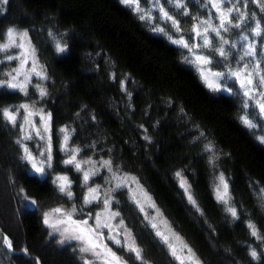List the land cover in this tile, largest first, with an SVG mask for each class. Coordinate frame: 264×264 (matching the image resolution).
<instances>
[{
    "label": "trees",
    "instance_id": "1",
    "mask_svg": "<svg viewBox=\"0 0 264 264\" xmlns=\"http://www.w3.org/2000/svg\"><path fill=\"white\" fill-rule=\"evenodd\" d=\"M161 1L185 30L196 22L192 17L205 15L206 0H181L186 9ZM260 3L238 5L249 19L229 32L235 41L255 21L264 27ZM185 10L190 15H179ZM12 26L30 33L47 70L42 103L52 117L55 159L43 177L32 172L17 143L20 122L13 126L0 116V264H85L73 246L51 238L43 222L47 210L68 203L53 183L54 172L69 175L78 201L84 192L79 172L63 163L64 125L72 127V142L85 153L110 158L136 175L203 264H264V239L248 228L254 224L264 237V143L240 120L237 88L232 93L208 88L185 62L186 49L156 33L121 0H8L0 3V34ZM57 41L66 45L63 52ZM213 58L215 65L219 58ZM23 100L20 91L0 86V108L15 109ZM209 142L214 164L204 150ZM177 172L190 184L196 205ZM220 173L236 218L216 199ZM115 207L147 264H180L127 190L117 192ZM118 252L128 264H142L134 253Z\"/></svg>",
    "mask_w": 264,
    "mask_h": 264
},
{
    "label": "snow or ice",
    "instance_id": "2",
    "mask_svg": "<svg viewBox=\"0 0 264 264\" xmlns=\"http://www.w3.org/2000/svg\"><path fill=\"white\" fill-rule=\"evenodd\" d=\"M7 2L8 0H0V3L6 4ZM121 2L133 7L134 11L142 13L139 15V19L141 20L153 19L151 11L152 8H156L160 14L159 19L168 22L170 30H174L176 33L185 31V29L181 27L180 21L175 19L174 16L170 15L169 12L165 10L163 4L160 3V0H151L152 8H149L147 11L141 8L140 0H121ZM252 2H259V0H252ZM165 3H174V7L176 8H187V5L182 3L181 0H165ZM247 3L248 0H208V4H210L212 8L216 9V20L218 23L214 25L210 18L201 20L198 17H192L196 23L192 24L191 27L186 30L189 33L188 39H185L183 35L177 39H172V36H169V39L172 43L188 50V54L184 56L185 62L196 67L206 86L211 90L220 91L223 88L225 91L231 92L232 89L227 87V82L231 80L234 85L238 84V94L242 97V111L249 108L252 109L251 113L244 111V114L240 117L241 122L249 129L259 127L262 131H264V123L254 122L256 118L264 121V68L261 67V64L264 63V39L261 41V59H256V44L249 39L248 35L239 37L242 42L240 51L234 56L233 49H236L237 45L230 42V40L226 39L222 34L230 32L232 28L240 29L242 24H245L246 20L249 19V14L240 11L238 5H242L246 8ZM225 4L228 5L227 8L224 7ZM259 6L261 11H264V3H260ZM205 7H208V5H205ZM233 11L237 13L235 17H232ZM179 15L188 16L190 14L185 10L184 12L179 13ZM154 30L158 32H165V28L161 27H157ZM246 30L253 37L264 38V27L261 26L260 21H255V26L247 27ZM209 33H213L214 37L210 38ZM165 34L167 33L165 32ZM49 35H51V33H49ZM197 40H199V42H197ZM213 40H215V43H213ZM65 47L66 45L62 47L59 41H57V51L63 52ZM13 48L19 49V53L15 55L9 54L5 58L8 61H18V67L13 68L11 72L5 74L10 77V79L0 81V86H7L8 88L19 90L24 95H28L27 86L31 83L33 75L40 80H46L48 77L43 69V66L38 64V60L36 59V49L32 46L31 39L26 30L18 31L15 28H8L4 33L0 34V52L8 53ZM203 50L207 51L205 52ZM213 57L219 58L216 60L214 67L223 68V71H214L212 67H209V65H213ZM29 62H31L30 67ZM0 63H3V61L0 60ZM233 64L235 67H233ZM221 81H224V83L221 84ZM32 86L38 90L41 97L47 95V91L41 87L40 84L37 83ZM21 110H23V115H21ZM181 111L183 112V109H181ZM0 116L13 126L17 125V121L19 119L20 129L24 132L22 140L33 139L34 133L35 137H38L39 140L45 141L43 149L37 154L40 159H37V156H34L27 146H24V152L26 154L25 158L31 162L32 167L37 172L43 173L45 171V164L47 167L51 168V113L45 114L43 109L36 110L34 105L21 104L15 109L0 108ZM37 116L40 119L39 126H37L34 120V117ZM59 131L64 133L63 144L61 146L62 151L65 153H71L69 158L64 160L63 163L73 165L77 171L83 172V181L85 185H87L90 179V174L97 175L98 172L97 170L84 171L82 163L94 165L96 162L91 159L83 162L78 160L77 155L81 149L68 147V141L70 138L68 129L65 127L59 129ZM200 136H204V133L200 132ZM198 138L199 137H197V139ZM145 139H148V137H145ZM259 139L262 143H264V136H260ZM22 140H17V143H22ZM37 148L39 149L41 146L37 144ZM204 150L212 153L209 163L214 164L215 152L212 143L209 142L205 144ZM100 163L102 167L107 169V171L113 172V162L110 159L103 160ZM176 176L181 178V187H184L187 192V182L183 179L181 172H177ZM113 178H116V173L114 172ZM131 179L135 181V177H131ZM217 179L219 183L215 187L216 199L225 204L227 206L225 210L229 212L232 217L236 218L237 209L230 206L231 196L229 194V186L224 174L220 173ZM53 183L57 186L59 193L63 194L68 199L73 198L74 194L71 191V181L67 176L58 175L55 177ZM116 186L126 187L127 185L126 183H118ZM260 192L264 193V188L260 189ZM82 198L83 204H91L97 201L101 202L104 205L105 211L108 212L112 218L120 215L119 212L111 211V199L108 198L106 194L104 199L101 200L100 186L89 187L88 195L83 196L82 194ZM188 199L193 205H196V201L190 194ZM261 200L264 201V195L261 196ZM32 203L35 204L36 202L32 201ZM136 203L139 204V201L137 200ZM152 207H155V205L152 204ZM141 210L143 211V208H141ZM76 212L77 209L74 205L71 209L56 207L50 212L44 214L43 222L48 227L53 229L54 232L60 233L65 240L80 241L84 245L80 248V251L91 252L96 258L95 261H87L86 264H97V261L99 264H127L121 256H118L116 252L104 243L102 231L104 228L109 229V240H111L115 245H119L124 248L126 251L134 253L135 259L141 260L142 264H147V261L142 256V250L137 247L135 245V241L131 239L130 232L126 231L125 243L122 244L118 235H111L113 226L110 223H101L100 213H97L95 217L89 215L88 219L94 220V225H89L88 219H74ZM54 215H56V220L55 222H52L51 217ZM118 227H124L123 218H121ZM153 227H156V225L154 224ZM248 228L251 229V234L257 239H264V237L258 234L254 224L249 223ZM157 235H161V233L157 232ZM163 238L165 241L168 239L166 236ZM3 242L6 243L9 248L12 247V242L10 240L5 239ZM63 242L64 240H61V243ZM185 247L187 246L185 245ZM169 248L172 249V255L174 257L181 259L176 255V250L172 248L171 244H169ZM187 252L189 254L191 264H200V262L195 258V254L192 252L191 248H187ZM250 255L253 258H256V250L253 249L250 252ZM181 264H184L183 260H181Z\"/></svg>",
    "mask_w": 264,
    "mask_h": 264
},
{
    "label": "rangeland",
    "instance_id": "3",
    "mask_svg": "<svg viewBox=\"0 0 264 264\" xmlns=\"http://www.w3.org/2000/svg\"><path fill=\"white\" fill-rule=\"evenodd\" d=\"M261 1H262V3H264V0H259V2H261ZM160 3L162 4L161 0H160ZM205 5H208V7H205ZM140 6L145 11H147L149 8H152V2H151V0H140ZM202 7H203V9H205V15H203V16L199 15L198 18L201 19V20L210 18L213 21L214 25L217 24L218 21L216 20V15H217L216 14V9L212 8L211 5L208 4V0L205 1V3L203 4ZM224 7L227 8L228 5L225 4ZM164 8H165L166 11L169 12V10L165 6H164ZM234 13H235V11H233L232 15ZM138 14L141 15L142 13H138ZM169 14L172 15L171 12H169ZM159 15L160 14L158 12V9L152 8L151 16L153 17V19H145V21L152 27V29H155L157 27L165 28V32L167 34H165V32H158V31L154 30L156 33L164 34L166 37H168V39H169V36H172V39H177L181 35H183L185 37V39H188V36L185 34L186 30L184 32H181V33H176L174 30H170L168 22L160 20L159 19ZM180 25L182 27V23L181 22H180ZM10 28H15L18 31H25L26 30V29L17 28V27H14V26H12ZM28 34H29V37L31 39L32 46H34L35 49H36V59L38 60V64L43 66V69H44V71L47 74L46 67H45L44 63L42 62V60L40 59V57H39L38 50H37L32 38L30 36V33L28 32ZM222 34L225 36L226 39H229L230 42L235 43L237 45V48L233 49V54L235 56L240 51V47H241V43L242 42L240 41V39L235 41L234 38L232 37V35L229 34V32L228 33H222ZM243 35H248L249 39L252 40L256 44V48H257V57H256V59H261V56H260L261 41L264 38H262V37H253L250 33H247V32H242L240 36H243ZM209 37L210 38L214 37V34L213 33H209ZM197 42H199V40H197ZM213 43H215V40H213ZM226 48H227V46H226ZM19 51H20L19 49L13 48L8 53L0 52V60L3 61V63H0V72H1V80L0 81H6V80L10 79V77L6 76L5 74L8 73V72H11L13 68L18 67V63H19L16 60L8 61L5 57L7 55H9V54H12V55L18 54ZM203 51L206 52L207 50H203ZM186 54H188V50L187 49H186ZM246 59H251V58H246ZM215 60H217V59H215ZM30 66H31V62H29V67ZM192 66L196 69V67L194 65H192ZM209 67H212L214 71H223L224 70L223 68L222 69H218V68L214 67V58H213V65H209ZM233 67H235L234 64H233ZM261 67L264 68V63L261 64ZM196 71H197V69H196ZM47 77H48V74H47ZM21 79H22V77H21ZM47 82H48V78L46 80H40L35 75H33L32 78H31V83H29L28 86H27L28 95H24L21 92L24 95V100L22 101L21 104L34 105V108L36 110L43 109V112L45 114L50 113L46 109V107L43 105V103H42L43 98L45 96L41 97L39 95L38 90L32 86L33 84H37L38 83V84H40L41 87H43L47 91V89H48ZM223 83H224V81H221V84H223ZM227 87L231 88L232 91L228 92V91H225L222 88L220 90V92L232 93L234 87L239 90V85L238 84L234 85L233 81H231V80H229L227 82ZM14 90H16V89H14ZM21 104H19V105H21ZM244 111H247V112L251 113L252 109L249 108V109L244 110ZM23 114H24L23 110H21V115H23ZM34 120H35L37 126H39L40 125L39 117L38 116L34 117ZM18 121H19V119H18ZM254 122L255 123H264V121L260 120L259 118H256L254 120ZM50 125H51V138H52L51 168L47 167V165L45 164V166H44L45 167V171L43 173L37 172L32 167L31 162L28 159L25 158V160L29 163L31 171L34 172V173L39 174L41 177H43L49 170L52 169V166H53V163H54V159H55V156H54V138H53V128H52V117H51ZM65 127L68 129V133H69V137H70L69 141H68V147L69 148L75 147V148L81 149V151L77 155V159L82 161V162L83 161H87L89 159H91L92 161L96 162L94 165H90V164H87V163H82V168H83L84 171L97 170V172H98L97 175H91L90 174V179H89L87 185H85V183L83 181V172L78 171L80 176H81L82 185L84 187L83 196H87L88 195V188L89 187L100 186L101 200L104 199V196L106 194L107 197L111 199V205H110L111 211L119 212V214H120V211L115 207L116 194L120 190H127L129 195H130V197L132 198L134 203L137 205L139 210L143 213V215L145 216V218L147 219L149 224L152 226V228L155 230V232L156 233L157 232L161 233V235H158L159 238L167 245L168 248H169V244H171L172 248H174L176 250V255L181 258V259H177L175 257V259H177V261L180 264H181V260L184 261V264H191V261L189 260V254L187 252V248H191L190 245L183 239V237L170 224V222L165 217V215L162 212V210L159 208V206L153 200V198L150 195V193L146 190V188L138 180L137 176L132 174V173H130V172H127V171L123 170L122 168L116 166L113 163V172L116 173V178H113V172L107 171V169L102 167L101 163H100L101 161L109 160L110 158L96 157L94 155L85 153L84 147L72 142V135H73L72 127L68 126V125H64L61 128H65ZM254 130L258 133L259 137L260 136H264V131H262L261 128L257 127ZM23 135H24V132L22 131L21 139H22ZM60 137H61V139H60V148H61V146L63 144L64 133H61ZM22 144H23V149H24V146H27L29 148V150L33 153V155L37 156V159H40V157L37 154H38V152L40 150L43 149V145L45 144V141L39 140V138L35 137V135L33 133V139H31V140H22ZM37 144H39L41 146V148L38 149L37 148ZM61 150H62V148H61ZM62 152H63V155H64L63 156V160L68 159L69 155L71 153H65L64 151H62ZM25 156H26V154L24 152V157ZM68 165H70V164H68ZM58 175L67 176L69 178V180L71 181V191L73 192L74 195H73L72 199H68L67 198L68 199V203L66 205H60V206H57V207H63V208L71 209V207L74 205L76 207V209H77V212H76V214L74 216V219H78V220H80V219H88L89 215L95 217V215L97 213H100L101 214V223L102 224L103 223H110L113 226V231H112L111 235H118V238L121 240V242L123 244V243H125V233H126V231L130 232L131 233V239L135 241V245L138 247L137 242L135 240V237H134L132 231L126 225L124 220H123L124 227H118L119 222H120V220L122 218L121 214L119 216L115 217V218H112L110 216V214L105 211L104 205L101 202L97 201V202H93L91 204H83V198L79 199V201H78L76 199V194H75V190H74V186H73V181L71 180L69 175L66 174V173L54 172L53 173V179H55V177L58 176ZM181 175H182V173H181ZM131 177H135V181H133L131 179ZM182 177L187 182L188 191L187 192L185 191L187 196H189V194H190L193 197L190 184L188 183L187 179L183 175H182ZM180 179L181 178L179 177V180ZM226 181H227V179H226ZM118 183H120V184H125L126 183L127 186L126 187H117L116 185ZM218 183H219V181H217V184ZM227 183H228V181H227ZM216 185H215V187H216ZM228 186H229V184H228ZM183 189L185 190L184 187H183ZM229 194H230V190H229ZM137 200L139 201V204L136 203ZM152 204H154L155 207H152ZM230 206H232L231 200H230ZM141 208H143V211L141 210ZM51 210H47L45 213H48ZM55 220H56V215L51 217V221L52 222H55ZM88 223H89V225H94V220L93 219H88ZM154 224L156 225V227H153ZM48 228H49V231H50V237L51 238H55L56 241L59 244H61V245H71V246H73L74 250H76V252L80 256V258L84 261L85 264H86L87 261H95L96 260V258L92 255L91 252H81L80 251V248L84 246L80 241H77V240H65L64 237L60 235V233L54 232L53 229H51L50 227H48ZM102 231H103V241H104V243H106L108 247H110L114 252H116V254L118 256H121L123 258V256L118 252V248H121V249H124V248L120 247L119 245H115L111 240L108 239V236L110 235L108 228H104V229H102ZM165 236L168 238L167 241H165L164 238H163ZM61 240H64V242L61 243ZM185 245L187 247H185ZM169 250H170V252L172 254V249L169 248ZM192 252L195 254V258L200 262V264H203L202 261L200 260V258L193 251V249H192ZM97 264H99L98 261H97Z\"/></svg>",
    "mask_w": 264,
    "mask_h": 264
}]
</instances>
